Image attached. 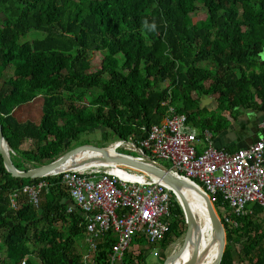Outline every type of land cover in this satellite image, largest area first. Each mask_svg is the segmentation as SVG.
Instances as JSON below:
<instances>
[{
  "label": "trees",
  "instance_id": "obj_1",
  "mask_svg": "<svg viewBox=\"0 0 264 264\" xmlns=\"http://www.w3.org/2000/svg\"><path fill=\"white\" fill-rule=\"evenodd\" d=\"M201 9L205 17L194 20ZM1 12L0 121L21 170L57 159L93 129L105 141L145 136L170 106L221 131L224 113L257 107L258 99L264 105V0H0ZM96 51L103 57L93 63ZM210 96L216 109L196 111ZM37 98L40 122L16 117ZM27 140L34 146L22 147ZM40 181L48 185L36 206L23 187ZM70 199L60 177H15L0 154V262L32 264L36 256L41 264H87L75 245L87 236L85 215ZM223 203L230 209L219 197L216 210ZM220 217L227 238L220 264H264L260 219ZM169 222L162 247L187 230L174 193ZM110 235L92 264H109ZM215 255L216 248L209 261Z\"/></svg>",
  "mask_w": 264,
  "mask_h": 264
},
{
  "label": "built area",
  "instance_id": "obj_2",
  "mask_svg": "<svg viewBox=\"0 0 264 264\" xmlns=\"http://www.w3.org/2000/svg\"><path fill=\"white\" fill-rule=\"evenodd\" d=\"M204 136L208 147L198 152L194 145L200 137L197 129L187 114L170 106L163 121L146 129L145 136L117 139L109 146L116 152L162 165L206 191L213 204L221 197L237 216L254 214L253 206H259L264 228V137L247 148L229 152L213 146L209 130ZM56 176L68 187L75 206L86 214L92 251L95 253L99 244L113 234L109 264L122 259L135 236L151 245L165 240L174 192L158 178L118 163L73 168ZM47 185L46 181L25 185L23 192L37 205ZM16 196L17 192L11 195L14 205Z\"/></svg>",
  "mask_w": 264,
  "mask_h": 264
},
{
  "label": "water",
  "instance_id": "obj_3",
  "mask_svg": "<svg viewBox=\"0 0 264 264\" xmlns=\"http://www.w3.org/2000/svg\"><path fill=\"white\" fill-rule=\"evenodd\" d=\"M0 15L4 16V12H1ZM210 100L211 98L208 99L202 98L199 109L203 108L205 104ZM233 133L237 135L236 130H234ZM259 139L260 137L257 135V133L256 135L255 133H252L250 136L243 139V143L245 145L244 148H247L250 143L256 142ZM108 147L109 146H99L92 143L81 144L66 151L57 159L49 163L37 167H32L27 170H21L17 168V166L13 162V159L11 158L9 152V146L3 132V125L0 121V154L3 158V162L7 171L10 172L15 177L42 178L47 176H54L65 170L73 169L77 165L82 164L83 162L98 161L99 163H106V164L118 163L128 166L130 168L138 169L158 178L159 180L167 184L173 190L174 194L176 195V197L178 198L180 204L184 209L186 223H187V230L183 244L176 251L170 254L165 259L163 264H167V262L172 258L175 259L180 258L190 243L195 244V236L197 235V233L202 232V240L204 242L202 222L200 219L197 218L196 213L193 211V208L184 193V189L188 187L198 190L202 194V196H204L206 199L209 220L214 235L213 241L219 243V251L217 257L215 261H213L211 264H220L227 244L226 229L221 217L219 216L215 208V205L213 204L207 192L195 186L194 184L190 183L189 181L178 177L177 175H175L169 169L163 167L162 165L155 164L146 160L138 159L133 156L122 154L119 152L112 153L108 150ZM85 150L96 151L98 152V155L81 161L76 159V156L80 152ZM73 205L75 206V204ZM207 252L208 249H205V247L201 249L200 246L196 245L194 250V256L191 257V260L190 259L186 260L184 264H201V260L203 257H206Z\"/></svg>",
  "mask_w": 264,
  "mask_h": 264
},
{
  "label": "rangeland",
  "instance_id": "obj_4",
  "mask_svg": "<svg viewBox=\"0 0 264 264\" xmlns=\"http://www.w3.org/2000/svg\"><path fill=\"white\" fill-rule=\"evenodd\" d=\"M206 15L205 9H201L198 13H196L194 15V20H198V19H202L204 18ZM32 34V33H30ZM93 63H98L99 60H101V58L103 57V52L101 51H96L93 54ZM5 76L9 77L10 75L13 74V67H8L5 69L4 71ZM166 84H160L158 87L160 88H164ZM42 99L41 98H37L31 102L28 103H24L22 105H20L16 112L15 115L17 118H19L20 120H33L35 122H40L41 118H42ZM115 140H117L116 138H111L108 141H105V138L102 134L101 131L97 130V129H93L91 132L89 133H83L81 134L80 140L75 141L73 145H79L81 143H85V142H89L92 144H96L99 146H107V145H111ZM34 146V143L32 140H27L22 147L24 148H31ZM114 151V150H112ZM120 151H125L123 148L120 149ZM160 162L163 165H167L168 162L165 160H160ZM26 167L28 168H32V165L29 163L25 164ZM127 170H129L130 172H133V170H130L129 168H127ZM218 213L220 216H225L226 214V210H222V209H217ZM185 232L181 235V236H173L170 241L168 242V244L164 247H162V245L157 244V245H151V244H147L145 241H141L140 240V236H135L133 239V242L129 248V250L127 251V253L129 252V254H132L134 251H138L136 254H134L136 256V259L138 260L136 263L137 264H163V262L165 261V259L172 254L174 251H176L182 244L185 238ZM212 232L210 233L211 236ZM88 235L86 237H83L79 240H76V247L78 248V250L83 254L84 256V260H86L87 264H92L93 261L91 259V257L93 256L92 254V250L90 249V245L89 242L87 240ZM210 240V238H209ZM209 242V241H208ZM208 245V243H207ZM206 245V246H207ZM205 246V247H206ZM237 249L241 248L240 244L236 245ZM155 252H158L159 254L156 255ZM85 255H88L87 257ZM31 258V262L32 264H41L40 259L37 258L36 256H30ZM8 260V259H7ZM8 262L10 264H13L10 260H8ZM0 264H5L4 262H0Z\"/></svg>",
  "mask_w": 264,
  "mask_h": 264
},
{
  "label": "crops",
  "instance_id": "obj_5",
  "mask_svg": "<svg viewBox=\"0 0 264 264\" xmlns=\"http://www.w3.org/2000/svg\"><path fill=\"white\" fill-rule=\"evenodd\" d=\"M204 98H206V99L211 98V100L209 102H207L203 108L207 107L208 110L216 109V107H217L216 97L210 96V97H204ZM201 100H202V98H201ZM200 103H201V101H200ZM258 103H260V104L257 107H240L239 112L236 115H232V113H230V112L224 113L227 116V121L225 122V128L222 129L221 131H213V130H210L209 128H201L198 125H196L195 123H193L192 121H189L190 124L197 129L199 136H200L199 140L194 143L198 152H203L208 147V143L206 142V139L204 136L205 130H209L210 132H212V135H213L212 141H213L214 147L224 149V150L229 151V152H234V151H237L238 149L244 148L245 145L243 143V139L250 136L252 133H255V135L257 133V135L260 138L264 137V135H263L264 134V125L262 123V119L264 116V105L261 104V99H258ZM199 107H200V105H199ZM203 108H201V109H203ZM201 109L196 108L195 110L199 111ZM234 130H236L237 135H235L233 133ZM251 144L252 143H250L249 145H251ZM54 176H56V175H54ZM47 184H48V182H47ZM67 190L69 192L68 187H67ZM69 194H70V192H69ZM69 203L72 204L71 207H73V208L76 207L73 205V204H75V202L73 201L72 198L69 200ZM38 205H39V203L36 206H38ZM220 208L222 210H226V213L227 212L230 213L231 211L233 212V210H232V208H230V206H229L230 209L227 210V208L225 207V204H222L220 206ZM253 209H255V213L251 214V216H255V217L259 218L258 214L260 213V207L257 205H254ZM84 215H85V220H86V214L84 213ZM247 216H250V215H247ZM169 224H170V222H169ZM235 225L237 226V222L235 223ZM262 227H263V225H262ZM110 237H111V235H110ZM141 239H143V238L141 237L140 240ZM137 252L138 251H134L132 254H129V252L128 253L126 252L123 255L122 259L117 261L115 264H137L136 262L138 260L136 259V256L134 255ZM92 254H93V256L91 257V259L94 262L95 253L92 251ZM85 256L87 257L88 255H85Z\"/></svg>",
  "mask_w": 264,
  "mask_h": 264
},
{
  "label": "bare ground",
  "instance_id": "obj_6",
  "mask_svg": "<svg viewBox=\"0 0 264 264\" xmlns=\"http://www.w3.org/2000/svg\"><path fill=\"white\" fill-rule=\"evenodd\" d=\"M108 150L112 153L116 152L114 150V148L111 146L108 147ZM112 150H114V151H112ZM96 155H98V152H96V151L85 150V151L80 152L76 156V159L81 161L84 159H88L90 157H94ZM99 164H103V163H99L98 161L83 162L82 164L77 165L74 169H83L86 167H90L93 165H99ZM184 193H185L186 197L188 198V200H189V202L193 208V211L196 213L197 218L200 219L202 222L203 233H204V242L202 240V232L197 233V235L195 236V244L190 243L180 258H178V259L172 258L167 262V264H184V262L186 260H188V259L191 260V257L194 256L195 246L196 245L200 246L201 249L203 247H205L209 241L210 233L212 232V237H211V240L209 242V245H207L205 247V249H208V252L206 254V257H203L201 260V264H211L213 261H215V259L217 257V254L219 251V243L213 241L214 235H213V230H212L211 223L209 220V214H208V210H207L206 199L204 196H202V194L198 190L191 188V187L185 188ZM215 248H216V255H215L214 259L209 261V259L212 256Z\"/></svg>",
  "mask_w": 264,
  "mask_h": 264
},
{
  "label": "clouds",
  "instance_id": "obj_7",
  "mask_svg": "<svg viewBox=\"0 0 264 264\" xmlns=\"http://www.w3.org/2000/svg\"><path fill=\"white\" fill-rule=\"evenodd\" d=\"M152 28H153V30L155 29V25L154 24L152 25Z\"/></svg>",
  "mask_w": 264,
  "mask_h": 264
}]
</instances>
